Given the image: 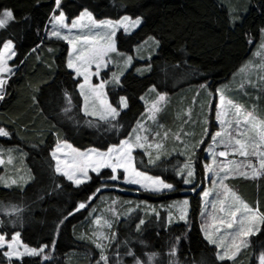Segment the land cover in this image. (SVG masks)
Listing matches in <instances>:
<instances>
[{"label":"trees","instance_id":"1","mask_svg":"<svg viewBox=\"0 0 264 264\" xmlns=\"http://www.w3.org/2000/svg\"><path fill=\"white\" fill-rule=\"evenodd\" d=\"M4 10L14 18L0 29V52L10 41L14 72L0 100V129L7 133L0 136V235L9 240L17 234L24 246L43 248L45 255L9 259L2 248L0 264H104L101 255L108 264H261L264 173L255 180L229 182L261 217L259 230L229 261L219 260L216 247L201 234L196 193L186 195V220L177 221L164 204L169 196L139 193L138 199L151 206L134 198L125 201L121 193L114 197L102 190L118 186L110 182L108 169L75 185L57 173L52 153L59 142L80 151L118 145L143 120L145 101L164 94L167 104L157 116L165 132L162 145L156 152L135 150L134 167L171 184L173 197L189 188L184 181L191 164L200 182L201 153L214 125L212 114L206 124L208 99L201 108L194 98L197 92L214 94L248 59L264 32V0H60L59 5L56 0H0ZM82 11L100 21L141 20L133 32L116 34L119 52L133 55L146 41L155 48L150 57L138 52L120 80L108 83L109 104L119 112L115 119L84 113L80 80L67 67V43L44 33L53 13L73 19ZM244 91L232 101L264 117V87ZM122 97L127 107L120 104ZM113 201L128 205L116 207L108 234L96 240L91 214ZM81 203L86 206L80 208Z\"/></svg>","mask_w":264,"mask_h":264},{"label":"rangeland","instance_id":"2","mask_svg":"<svg viewBox=\"0 0 264 264\" xmlns=\"http://www.w3.org/2000/svg\"><path fill=\"white\" fill-rule=\"evenodd\" d=\"M84 12L89 13L88 11H82L73 19H68L63 13L64 19L62 23L56 19L62 12L53 13L50 16L44 33L47 37L60 38L67 43V67L69 60H71L73 67H68V69L72 70L76 78L80 80L79 91L83 99L84 113L99 119L102 116L106 117V119H112L108 110V105L110 104L106 95L108 83H117L120 80L123 74L131 67L133 61L138 57V52L142 51L146 54L145 56L150 57V49L153 48V45L152 42L146 41L135 49L133 55L121 53L116 46V34L118 32H133L139 27L141 20L131 19L129 17L128 20H125V17H122L115 21H100L96 20L90 13L91 19L88 16H82ZM136 20H139L140 23L136 24ZM73 22L76 24L75 27H73ZM109 22L111 26H109ZM53 33H58V35H53ZM85 37L87 40H85ZM112 47L115 48V51L110 50ZM153 49L155 50V48ZM82 56H90L91 59L89 62H83L81 59H78V57ZM12 58V47L7 50L3 47L0 52V68L4 69L0 71V79L5 81L3 86L0 87V97L2 98L5 93L7 81L14 72L9 65ZM77 70H79V75L77 74ZM85 75H87V80L85 79ZM101 84H103V88L98 87ZM81 85H83V89ZM260 87H264V32L261 33L260 41L252 49L248 59L231 76L230 80L220 84L214 94L209 93L211 92L210 90L205 91L203 94L197 92L194 98L201 108L204 107L208 99L205 105L207 114L206 124L209 123L208 119L212 114L211 121L214 125V129L211 131L208 139L209 141L201 153L204 177L200 182H195L194 174L192 177H188L187 173L194 171L191 164L186 170V179L191 181L188 183L190 185L188 186L189 188L182 191L179 197H173L171 194L172 189L153 190L159 187V185L154 183L157 178L145 174L136 177L133 174V169H135L133 152L137 149L143 150L146 148L152 152H156L160 149L165 137V132H160V127L157 126V116L167 104V97L164 94H158L157 96L154 95L152 99L145 101L146 108L143 120L135 125L133 131L126 139L122 140L126 144L122 146L121 141L118 145L110 147L116 149L123 148V151H117L111 154V159L115 161L123 157L124 151H127V145H131L130 155L124 158L129 166V171L125 173L123 167H117L115 175L118 178L116 180H109L110 182H115L118 186L104 187L102 190L112 193L114 197H116V193H121L127 197L125 201H129L131 198L138 199L142 194H152L158 197L169 196L170 199L164 204L168 207L169 214L172 218L181 222H184L187 216L188 199L185 198L186 195H195L196 193L200 197L199 228L201 234L210 245L216 247L220 255L226 257L223 260L232 261L246 247L249 237L259 230L261 217L255 210L249 207L250 212L244 210V205L246 204L239 198L229 182L240 178L255 180L264 173V168H261L260 165V161L264 157L252 154L247 157L239 155V152L235 150L239 148V145L235 144V140L239 139L242 142L248 143L249 147L247 151L249 153L257 151L253 147L256 143H260L259 151H264V143L260 142L259 136V133L264 131V117H261L256 112L247 111L242 105L232 101L231 98L237 96L240 91L244 95L246 93L244 91L245 88L253 90L259 89ZM93 88H95V91H93ZM161 95L165 97L164 101H159V96ZM154 104L157 105V109L153 108ZM122 107L124 108V106ZM237 109H239V113ZM186 114L189 116L190 111L186 112ZM237 121L240 122L239 127ZM218 132L221 135L217 137L216 134ZM159 133L163 134L161 137H158V142L154 143L152 140L157 138ZM237 133H247V135H238ZM137 136L140 137L139 141L137 140ZM213 137H216L215 141ZM108 149L105 151L95 149L80 151L65 142H59L52 153L55 169L57 171L59 167L60 170L57 173L64 176L67 180L69 179L65 173L73 175V179L69 181L75 185L81 184L76 181L85 182L88 180L90 174H97L104 169H108L114 175L111 167H103L97 171H93L95 162L101 159L96 153H107ZM221 151L226 152V156H219V152ZM104 159H107V157ZM121 162L123 163L124 161L122 160ZM1 164L2 160L0 159ZM83 165H88L86 175L82 170ZM135 171L137 170L135 169ZM126 177L134 178L138 183H128L126 182ZM119 185L130 187L131 190L119 188ZM205 193H208V195L205 196ZM93 197L90 200H93ZM114 199L117 200L116 198ZM138 200V204L151 206V204L145 203L143 199ZM221 200L225 202V212L220 211ZM185 201H187V204L184 203ZM159 203L154 204L157 206L162 204ZM214 204L215 208L213 207ZM121 205L125 208L128 203L124 202L118 205L116 201H113L107 208L105 207L101 211H93L91 214V231L96 240H101L106 237L111 229L113 218L115 215H118L116 213V207H122ZM236 209L240 210L237 212V216L244 219L243 232L240 230L241 226L239 223L233 224L232 228L227 227V223L232 220V217L227 212L229 210L236 211ZM254 214H256L255 218H253ZM206 235H209L216 243H210ZM14 236L17 237L16 240H13ZM14 236L9 240L5 239L3 246L0 247V249H5L6 253H11V255H7L9 259H19L23 256L45 255L44 251L40 255L26 253L25 249L27 247L21 243L17 234ZM8 244H11L12 247L9 248ZM218 244L221 247H217ZM39 250L36 251L39 252ZM228 256L233 258L228 259Z\"/></svg>","mask_w":264,"mask_h":264},{"label":"snow or ice","instance_id":"3","mask_svg":"<svg viewBox=\"0 0 264 264\" xmlns=\"http://www.w3.org/2000/svg\"><path fill=\"white\" fill-rule=\"evenodd\" d=\"M56 3H57V5H59L60 0H56ZM82 16H88V18L91 19V15L89 13H87V12L82 13ZM13 18L14 17H13L12 11H10V10H4L2 12V14H0V28H4L7 25V23L10 20H12ZM56 19H57L58 22L62 23L63 22V19H64L63 13H61L60 16L57 17ZM124 19L125 20H128V17H125ZM135 23L136 24H139L140 21L139 20H136ZM75 26H76V24H75V22H73V27H75ZM109 26H111L110 22H109ZM53 35H58V33H53ZM113 35H114V33H113ZM85 40H87L86 37H85ZM11 47H12V45H11V42L10 41L8 43H5L4 44V49L5 50L10 49ZM110 50L115 51V48L112 47ZM78 59H81L83 62H89L90 59H91V57L90 56H88V57H83L82 56V57H78ZM68 67L69 68H72L73 67V63H72L71 60H69ZM3 70H4L3 68H0V71H3ZM77 74L78 75L80 74L79 73V70H77ZM85 79L87 80V75H85ZM4 83H5V81L2 80V79H0V87H2ZM98 87L103 88V84L99 85ZM81 88L83 89V85H81ZM93 91H95V88H93ZM0 98H2V97H0ZM164 100H165V97L163 95L159 96V101H164ZM120 104L122 106H124V107H127L126 100L123 97L121 98ZM153 108L154 109H157V105L154 104L153 105ZM108 110H109V113H110L112 119H115V117L117 115H119V112L117 111V108L116 107H112L111 105H108ZM237 112L239 113V109H237ZM101 119H106V117H103L102 116ZM221 123H223V121H221ZM239 123L240 122L237 121L238 127H239ZM237 134L238 135H247V133H237ZM2 135H7V133L3 129H0V136H2ZM220 135H221V133H219V132L216 134L217 137L220 136ZM259 136H260V142L264 143V131L260 132L259 133ZM139 139H140V137L137 136V140L138 141H139ZM215 139H216V137H213V140L214 141H215ZM121 144L123 146V145L126 144V142L122 141ZM235 144L236 145H239V148L238 149H235V150L238 151L239 152V155H241V156L247 157L248 155L252 154V155H259L261 157H264V151H259V149H260V143H256V144L253 145V147L255 149H257V151H254L252 153H249L247 151V149L249 147V144L248 143L242 142L241 140L236 139L235 140ZM138 146H142V145H138ZM93 151H95V150H93ZM117 151H123V148H121V149L109 148L107 153L97 152L96 155L98 157H101V159L99 161H96L95 162V166L93 167V171H97L99 168H103V167H111L112 172L114 173V175H112V177H111L112 180H116L118 178L115 175L116 170H117V167H123L124 168V172L125 173H128L129 166L127 164V161L124 158H126V157H128L130 155L131 145H127V151H124L123 157H121L118 160L113 161L111 159V154L113 152H117ZM226 154L227 153L224 152V151L219 152V156H226ZM80 155H84V154H80ZM105 157H107V159H104ZM122 160L124 161L123 163L121 162ZM150 162H152V161H150ZM260 165H261V168H264V159H261ZM87 167H88V165H83L82 166V170L84 171L85 175H86V172H87ZM186 167H187V165H186ZM59 170L60 169L58 167L57 168V171H59ZM133 174L136 177H139V176L143 175L142 173L135 171V169H133ZM65 175L68 176V179L69 180H72L73 179V175L68 174V173H65ZM187 175H188V177H192L193 176V172L192 171H189L187 173ZM76 182L77 183H82L83 181H79L78 180ZM126 182H128V183H138V181L136 179H134V178H128V177H126ZM184 182L185 183H190L191 181L189 179H185ZM154 183L156 185H159L158 188L153 189L154 191H160L162 189H169V190H171L173 188V186L171 184H166V183H164L163 181H161L159 179H156L154 181ZM97 191H99V189H97ZM204 195L207 196L208 193H205ZM89 199H91V197ZM184 203L187 204V201H185ZM220 204H221L220 211L221 212H225L226 211L225 202L223 200H221L220 201ZM85 206L86 205L84 203H81L79 207L80 208H84ZM213 207L215 208V204L213 205ZM244 210L246 212H250L251 211L250 209H248V206L247 205H244ZM239 211H240L239 209H236V211H230L229 210L227 212V214L232 217V220L227 223V227L228 228H232L233 224L239 223V225L241 226L240 227V230H241V232H243L244 219H242V218H240V217L237 216V212H239ZM255 215L256 214L253 215V218H255ZM221 222L223 223V221H221ZM141 223H143V221H141ZM217 231H219V229H217ZM245 234H247V233H245ZM206 238L209 239V242L210 243H216V241L212 240L209 235H206ZM16 239H17V237L14 236L13 237V240H16ZM4 241H5V237L4 236H0V247L3 246V242ZM8 247L11 248L12 245L11 244H8ZM97 247H101L102 248L103 246L100 245V244H98ZM217 247H221V245L218 244ZM43 251H44L43 248H41L39 250V252H37L35 249H28V248L25 249V252L28 253V254H31V255H40V254L43 253ZM129 254L131 255L132 253H129ZM5 255H11V253H5ZM217 255H218V258L221 259V260H223V259L226 258L224 255H220L219 253ZM45 258H47V257H45ZM227 258L228 259H232L233 257L228 256ZM101 260L104 261V264H108L107 257L101 255ZM97 264H99V262H97ZM137 264H140V262L137 261ZM261 264H264V256L261 257Z\"/></svg>","mask_w":264,"mask_h":264}]
</instances>
